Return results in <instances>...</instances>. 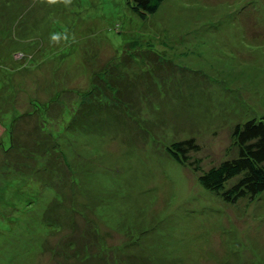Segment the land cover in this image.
<instances>
[{
  "label": "rangeland",
  "instance_id": "rangeland-1",
  "mask_svg": "<svg viewBox=\"0 0 264 264\" xmlns=\"http://www.w3.org/2000/svg\"><path fill=\"white\" fill-rule=\"evenodd\" d=\"M128 6L0 0V264H71L67 239L88 264H264V193L227 203L167 152L194 139L208 169L264 116V0Z\"/></svg>",
  "mask_w": 264,
  "mask_h": 264
},
{
  "label": "trees",
  "instance_id": "trees-1",
  "mask_svg": "<svg viewBox=\"0 0 264 264\" xmlns=\"http://www.w3.org/2000/svg\"><path fill=\"white\" fill-rule=\"evenodd\" d=\"M164 0H127L128 7L132 13L137 14L140 18L147 19L155 15ZM159 58L160 55L156 54ZM152 72V71H150ZM115 87V86H114ZM119 87L115 88L118 91ZM104 93L94 99L95 105L107 106ZM92 102V103H93ZM41 105L36 100L32 101V106ZM106 104V105H105ZM42 106V105H41ZM91 106V105H90ZM89 106V107H90ZM48 106L44 105V108ZM76 108V107H75ZM46 109V110H47ZM92 108H88L90 110ZM45 110V111H46ZM83 110V108H82ZM45 111L33 112L39 118V130L42 131V121L52 120L48 117ZM65 113V112H64ZM62 114V127L55 128L52 132H43L46 136L53 139L54 135L61 136L65 124L72 123V112L67 110L66 114ZM39 115V116H38ZM129 117H131L129 115ZM137 119V118H134ZM0 128L3 132L7 131L3 122H0ZM232 147L235 148V153L227 160L222 161L217 165H213L208 169L202 168V160L199 156H195L201 151V147L194 139L177 141L170 147H167L168 154L178 164L182 166H189L194 171L199 173V183L207 191L218 194L227 203H235L239 199H248L249 201L257 199L264 193V116L260 118H253L242 123H238L232 130ZM54 153H59L58 150L51 152L50 155L55 157ZM235 180V181H233ZM231 181V182H230ZM61 202L59 196L56 198ZM58 203V204H59ZM50 209V206L46 211ZM51 214V209L49 210ZM50 214L45 216L47 228L58 231L59 226L56 221V216L49 219ZM59 217V215H58ZM98 231V230H96ZM68 242V249L66 252L67 260H71V264H83L93 257L90 251L83 252V248L78 246V240ZM104 253H99L95 256L97 261L94 264H115L121 260L111 256V259L105 253L108 248H104V244L100 247ZM82 249V250H81Z\"/></svg>",
  "mask_w": 264,
  "mask_h": 264
}]
</instances>
